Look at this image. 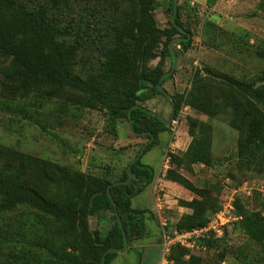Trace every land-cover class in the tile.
<instances>
[{
  "label": "trees",
  "instance_id": "1",
  "mask_svg": "<svg viewBox=\"0 0 264 264\" xmlns=\"http://www.w3.org/2000/svg\"><path fill=\"white\" fill-rule=\"evenodd\" d=\"M38 1L37 6L28 9L18 0H0V62H5L0 70V86L6 93L18 97H25L34 90L44 92L47 99L57 97L63 90L79 93L89 108L105 110L109 132H114L122 119L127 128L129 114L134 133H146L139 136L146 141L153 137L152 142L146 144L143 155L156 144L159 134L168 131V127L142 109L132 107H143L142 104L154 96H164L157 90V85L162 87L174 73L159 82L165 73L162 61L170 59V71L173 63L171 52L178 46V52H174L178 58L180 53L190 48L192 34L180 18L181 10L194 9L195 6L189 5L188 1L178 4L171 22L173 0H168L165 9L167 25L161 28L155 19L161 0H121L126 11L114 31L112 47L106 54L104 52L94 74L81 77L73 72L77 47L65 43L71 31L59 19L69 2L76 4L80 0ZM210 4L211 0H207L206 5ZM177 37L182 40L169 49L168 44ZM158 49L160 51L157 52ZM255 56L264 61V43ZM156 58L159 59L158 64L148 67V63ZM215 84L220 95L226 99V106L238 111L241 115L239 121L244 122L233 158L234 169L242 173L250 172L257 166L263 167L264 69L249 82L224 77ZM171 98V109L175 115L184 95ZM215 100L210 93H206L204 82L198 80L191 86L185 104L197 113L213 118L219 109ZM186 123L191 138L185 153L186 160L190 164L211 166L210 126L196 118H187ZM144 143L127 161L118 179H112L110 169L104 177H97L52 164L50 168L43 167L38 177L45 187L43 192L29 183L26 163L22 158L5 159L3 151H0V214L16 207H26L49 218L55 228L56 246L51 251L53 264H101L102 258L105 264H112L118 254L106 252L108 249L133 252L136 264H139L140 253L134 244L148 236L146 221L153 219V215L148 216L145 210L133 209L131 201L151 185L155 174L149 166L140 163L141 155L131 165L132 179L126 184L110 186L109 194L116 216L106 189L114 182L127 179L129 162L139 154ZM174 160L175 157H172V162ZM176 163L175 170L167 171L166 181L176 183L195 195L182 205L190 212L180 216L175 224L176 230L182 232L204 226L220 206L211 203L212 197L205 189L196 187L185 178L179 172V163ZM233 204L240 219L234 222L230 234L237 227L264 255V215L259 211L244 210L239 199ZM104 213L105 229L101 226L92 229L89 219L94 217L98 221ZM203 243L212 248L218 242L206 240ZM187 254L185 249L175 246L171 249L169 260L176 264H197L198 259L193 257L184 261L183 257Z\"/></svg>",
  "mask_w": 264,
  "mask_h": 264
},
{
  "label": "rangeland",
  "instance_id": "2",
  "mask_svg": "<svg viewBox=\"0 0 264 264\" xmlns=\"http://www.w3.org/2000/svg\"><path fill=\"white\" fill-rule=\"evenodd\" d=\"M18 1L28 9L40 3L38 0ZM184 1L187 0H178V4ZM194 2L197 7L181 10L180 18L192 34L190 48L176 58V67L171 73L174 75L162 85L170 96L184 95L173 115L179 119L176 132L169 124L168 131L159 134L156 144L141 156L140 163L149 166L156 177L160 170H175L178 162L179 172L196 187L205 189L215 206L232 197L234 203L239 199L244 210L264 215V166L242 173L234 169L233 158L244 122L239 121L238 111L226 106V99L215 84L224 77L249 82L264 69V61L255 56L264 43V0H237L234 4L211 0L209 6L207 0ZM67 6L59 15L60 22L71 31L65 43L76 45L73 72L85 77L97 71L104 52L112 47L114 31L122 22L126 8L121 0H80L76 4L69 2ZM155 17L156 21H165L163 26L167 25L165 9L159 7ZM177 49L178 46L175 53ZM158 61V58L151 60L148 67H155ZM4 66L5 62H0V70ZM169 67L170 59L166 58L162 69L167 73ZM198 80L204 82L206 93L216 98L219 109L213 118L185 104L191 86ZM44 95L34 90L25 97H18L6 93L0 86V151L5 159L22 158L29 183L41 192L45 187L38 177L43 167L50 168L52 164L97 177H104L110 169L112 179H118L139 145L149 142L129 133L123 119L114 132H109L105 110L89 108L79 93L63 90L49 99ZM142 105L164 120L170 117L171 103L164 96L156 95ZM187 118H196L210 126L211 166L190 164L186 160L191 141ZM124 148L126 150H119ZM172 157H175L174 162ZM165 182L166 179L163 216L168 225L175 227L180 216L186 214L185 211L190 212L183 203L195 195L176 183ZM244 183L247 192L239 190ZM151 185L131 201L133 209H145L148 216L154 211ZM89 224L92 229L98 226L105 229V213L98 221L91 217ZM158 225L159 220L153 214V219L146 221L148 236L141 241V246L159 237L157 241H161ZM234 229L212 248L203 243V248L189 253V258H197V264H264L260 248L237 227ZM54 232L49 218L26 207L1 213L0 264H53Z\"/></svg>",
  "mask_w": 264,
  "mask_h": 264
},
{
  "label": "built area",
  "instance_id": "3",
  "mask_svg": "<svg viewBox=\"0 0 264 264\" xmlns=\"http://www.w3.org/2000/svg\"><path fill=\"white\" fill-rule=\"evenodd\" d=\"M228 3L234 4L237 0H227ZM179 119L172 117L170 124L172 131L175 133L178 126ZM168 170H160L154 180L152 195L154 199L155 213L159 220L160 236H161V252L159 264H176L169 260L171 249L175 246L185 249L188 254L183 257L184 261L189 259V253L194 250L203 248V242L206 240L219 241L227 234L233 227L234 222L240 219L235 214L234 200L232 197L227 198L221 205L220 209L213 213L208 222L199 228L189 231H177L175 227L167 224L163 216L164 198L165 195V176ZM246 183L242 184L240 191L247 192Z\"/></svg>",
  "mask_w": 264,
  "mask_h": 264
},
{
  "label": "water",
  "instance_id": "4",
  "mask_svg": "<svg viewBox=\"0 0 264 264\" xmlns=\"http://www.w3.org/2000/svg\"><path fill=\"white\" fill-rule=\"evenodd\" d=\"M177 6H178V0H173V10H172V14H171V16H170V21H171V22H173L174 15H175L176 10H177ZM178 30H179V31H182V29L179 28V27H178ZM180 40H182V39H181V38H178V37L172 39V40L170 41V43L168 44L169 49H171L172 46H173L175 43L180 42ZM171 53H172V58H173L172 69H171L170 71H168L167 73H164V74L160 77L159 82L162 81L165 77L171 75V73L173 72V70H174L175 67H176L177 60H176L175 54H174L173 51H172ZM157 90H158L161 94H163V95L165 96L166 100H167L169 103H172V98H171V96H170V95H169V94H168V93H167V92H166V91H165V90H164L159 84L157 85ZM132 108H134V109H142V110H143L144 112H146L148 115L154 116V117H156L159 121L164 122L166 127L169 126V124H170V120H171L172 117H173V110H172V112L170 113V117H169L168 121L165 122V120H164L163 118H161L160 116L156 115L154 112L149 111L148 109H145V108H143V107H141V106H139V105H135V106H133ZM127 129H128V131H129V133H131V134L134 135V136H144V134H146V133H140V134H137V133H134V132L132 131V129H131V120H130V116H129V114H128ZM152 140H153V137H151V138L149 139V142H147V143L152 142ZM147 143H144V144L141 146L140 151H139V154H138L136 157H134V158L129 162V165H128V177H127V179H126L125 181H122V182H114V183H112L111 185H109V186L107 187V189H106L107 196H108L110 202H111L112 205H113V209H114L115 216H116V209H115V205H114V203H113V200H112V198H111V196H110V194H109V188H110V186H118V185H120V184H126V183H128V182L132 179L131 165H132V163H133L134 161H136V160H138V159L140 158V156L142 155V153H143V151H144V148H145V146H146ZM126 249H127V243L125 242L124 250H126ZM121 251H122V250L108 249L106 252H116V253H120ZM101 264H105L103 258H102Z\"/></svg>",
  "mask_w": 264,
  "mask_h": 264
},
{
  "label": "crops",
  "instance_id": "5",
  "mask_svg": "<svg viewBox=\"0 0 264 264\" xmlns=\"http://www.w3.org/2000/svg\"><path fill=\"white\" fill-rule=\"evenodd\" d=\"M187 1L191 6L197 7V4L194 2V0H187ZM167 2H168V0L167 1L161 0V6L160 7L163 8V10L166 9ZM161 16H162V14H161ZM164 22L165 21H162V19L161 20L157 19V23L161 24L160 27H164L163 26ZM165 183L175 184L173 182H167V181ZM152 188H153V186L151 185V191H152ZM185 192H187V191L184 190V193ZM141 210H145V209H141ZM185 210H187V209H185ZM185 212L187 213V211H185ZM153 214H154V216H156L155 206H154V211L150 212V215H153ZM158 227H159V225H158ZM159 232H160V227H159ZM158 239H160V237ZM158 239H155L152 242L144 244L143 246H141L142 240H140L136 244H134V246L140 250L139 251V253H140L139 264H159L160 252H161V242L157 241ZM117 254H118L117 257L114 259L112 264H119V261H122L121 264H136V258H135V255L133 254V252H131V254H129L128 252H124L122 250L120 253H117Z\"/></svg>",
  "mask_w": 264,
  "mask_h": 264
},
{
  "label": "flooded vegetation",
  "instance_id": "6",
  "mask_svg": "<svg viewBox=\"0 0 264 264\" xmlns=\"http://www.w3.org/2000/svg\"><path fill=\"white\" fill-rule=\"evenodd\" d=\"M172 112V109H171V111H170V113Z\"/></svg>",
  "mask_w": 264,
  "mask_h": 264
}]
</instances>
